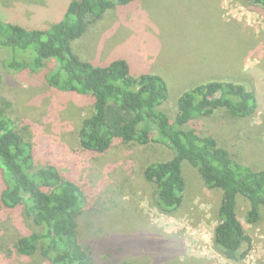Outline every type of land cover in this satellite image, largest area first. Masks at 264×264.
Returning a JSON list of instances; mask_svg holds the SVG:
<instances>
[{"label": "rangeland", "instance_id": "1", "mask_svg": "<svg viewBox=\"0 0 264 264\" xmlns=\"http://www.w3.org/2000/svg\"><path fill=\"white\" fill-rule=\"evenodd\" d=\"M70 0H0V18L27 28L57 22ZM76 55L105 65L129 63L131 75L159 72L169 85L161 109L172 119L175 97L209 78H229L255 92L252 115L234 120L224 109L195 119L188 128L209 132L242 163L264 169V9L246 0H139L108 11L72 42ZM12 57L25 63L26 74L6 66ZM33 50L0 47V107L13 127L35 148L37 163L50 162L76 178L88 192L90 206L80 222L81 241L98 264H264V207L255 223L238 217L249 235L247 256L226 259L214 243L218 189L204 186L198 171L182 163L186 181L182 206L173 214L155 204L154 185L143 178L149 162L170 158L165 145H114L106 154L79 148L82 119L92 110L89 95L50 88L45 76L54 59L34 65ZM5 187L0 172V193ZM32 230L20 211L0 200V264H43L22 258L12 245Z\"/></svg>", "mask_w": 264, "mask_h": 264}, {"label": "trees", "instance_id": "2", "mask_svg": "<svg viewBox=\"0 0 264 264\" xmlns=\"http://www.w3.org/2000/svg\"><path fill=\"white\" fill-rule=\"evenodd\" d=\"M138 1L70 0L57 22L38 28L0 18V47L33 50L34 65L53 58L55 67L45 76L46 84L57 91L89 95L92 110L82 119L78 133L84 153L103 155L115 144H160L170 149V158L149 162L143 169V178L154 185L155 204L161 212L173 215L182 206L186 187L182 163L191 164L206 188L220 191L214 243L226 259L240 262L249 251L242 247L250 245L251 239L237 209L244 202L247 222L259 220L264 169L242 163L215 136L187 126L219 109L234 120L246 119L257 107L255 92L229 78L200 80L176 94L171 119L161 109L170 95L168 81L159 72L134 77L124 59L101 65L80 59L72 48V42L108 11ZM246 1L264 9V0ZM6 66L19 73L27 71L15 57ZM0 172L5 184L2 206L20 211L32 227L12 245L20 257H37L43 264H98L81 241L80 222L92 209L91 196L59 166L38 164L32 143L17 133L1 107Z\"/></svg>", "mask_w": 264, "mask_h": 264}]
</instances>
